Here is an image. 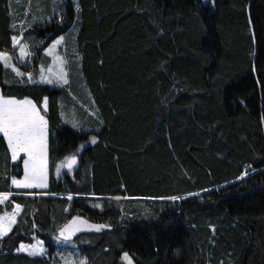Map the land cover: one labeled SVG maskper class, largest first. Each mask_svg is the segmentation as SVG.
<instances>
[{"label":"trees","instance_id":"obj_1","mask_svg":"<svg viewBox=\"0 0 264 264\" xmlns=\"http://www.w3.org/2000/svg\"><path fill=\"white\" fill-rule=\"evenodd\" d=\"M59 36L65 86L0 64V93L48 122L46 190L13 187L24 157L0 134V215L21 205L0 264H60L77 216L106 226L72 235L86 264H264V0H0L19 70L36 77ZM35 238L43 255L16 251Z\"/></svg>","mask_w":264,"mask_h":264},{"label":"snow or ice","instance_id":"obj_2","mask_svg":"<svg viewBox=\"0 0 264 264\" xmlns=\"http://www.w3.org/2000/svg\"><path fill=\"white\" fill-rule=\"evenodd\" d=\"M60 37L54 44L60 43L63 40ZM14 45L19 43L16 36L12 37ZM21 59L31 55L27 51V46L19 45ZM11 57L7 53H0V63H3L6 67H12ZM62 64V62H61ZM12 70L17 75H22L18 68L12 67ZM29 77L31 74H28ZM42 82L53 83V81L47 77H41ZM63 81L67 83L66 74L61 66L60 71L57 73V82ZM31 78L29 83H31ZM47 109V100L45 98L44 110ZM75 126V125H74ZM0 133H3L4 138L7 141V145L12 154V159L15 160L19 153H24L26 159L24 160V176L22 179H16L12 177L11 184L17 187L24 188H46L48 180L47 172V151H48V122L41 111L37 108L36 104L32 100L25 98L23 100L16 99L15 97L5 96L0 94ZM92 142H96V138L92 137ZM68 161L67 167L71 169L72 165L76 163V157H66ZM60 169L57 167V173ZM245 172L242 175H247ZM237 179H240L237 177ZM11 193H0V202L6 201ZM69 199H72L69 196ZM169 199L175 200L177 197H170ZM99 207V205H96ZM21 210V205L16 204L13 213L11 215L0 216V240L8 236L12 231V226L16 223V217ZM87 224V221L82 220L81 217H73L71 221L62 226L58 231L59 235L57 240L61 238L65 241L77 231H80V225ZM35 227V224H33ZM89 228L100 231L105 225H88ZM17 252H27L29 255L36 256L43 253V247L39 246V242L36 245H25L21 243ZM122 259L131 264V259L128 253H124ZM80 264H86L85 261H81Z\"/></svg>","mask_w":264,"mask_h":264},{"label":"rangeland","instance_id":"obj_3","mask_svg":"<svg viewBox=\"0 0 264 264\" xmlns=\"http://www.w3.org/2000/svg\"><path fill=\"white\" fill-rule=\"evenodd\" d=\"M16 37L18 38L19 43L17 45H14V44L13 45L16 46L17 49H18V53H19L18 59H19L20 63L26 64V62L28 61L27 57L21 59L20 51H19V45L20 44L26 45V43L21 39V37H19V36H16ZM60 37H62V36H59V37L55 38L54 40H52L51 43L44 50V53L47 56H49V58H50V64L47 67L40 66L38 74L34 78H33L32 74L30 72L19 70L22 73L21 76H24V77L29 78V79L31 78V81L34 82V83H37V84L45 83V84H47L49 86H52V87L65 86L68 83V74H67V68H66V65H65L66 61H65V58H64V56H63V54L61 53V50H60L61 47H62V44H63V40H61L60 43H58V44H54V41H57ZM12 43H13V41H12ZM27 51H28V49H27ZM0 53H7V52L0 51ZM7 54L11 57L10 63L12 65V67L18 68L16 66V64L14 63L12 56L9 53H7ZM61 62H62V64H61ZM0 64L3 65L4 67H6L3 63H0ZM61 66L63 68L64 73L66 74L67 83H64L63 81L57 82V73L60 71ZM12 67H6V68L12 69ZM28 74H31V76L29 77ZM42 76L51 79L53 81V83L49 84V83H46V82H42L41 81V77ZM44 104H45V99L43 100V103H42V109H43V111H46L47 109L44 110ZM41 115H43L42 112H41ZM60 116H61L62 122L64 124H68L71 127H75L74 124L72 122H70V120L68 119L66 111H64L62 108H61V111H60ZM10 154H11V151H10ZM23 154L24 153H22V152L19 153L17 155V158L15 160H13V162H17L19 160V156L23 155ZM25 156L26 155L24 154L23 157H25ZM26 158L27 157H25L24 160ZM47 160H48V151H47ZM22 167H23V173H22V176L20 178H18V179H22L23 176H24V161L22 163ZM47 172H48V166H47ZM13 187L15 189H17V190H26V189L31 190V191L32 190L33 191L46 190L47 187H48V180H47V187L46 188H35V187H33V188H24V187H17L15 185H13ZM11 214H1L0 216L11 215ZM88 225H90V224H85L81 228L86 230V231L87 230H95V229L89 228ZM71 238H72V236L67 241L63 240L62 238L60 240H58L59 242H62L63 245H66L67 248L70 250L69 251L70 253H68L66 255H60V262H61L60 264H80L81 261H85L86 262V259L84 257H82L80 255H77L75 250L71 249ZM38 242H39V246L43 247L44 251H43L42 254L36 255V256H41V255H43L45 253V247H44V245H43V243L41 242L40 239L35 238L31 243H24V244L25 245H36ZM62 244H61V246H62ZM68 245H69V247H68ZM22 253H25V254L29 255L27 252H22ZM30 256H32V255H30ZM124 262H125V264H127L126 261H124ZM131 264H134V263L131 261ZM181 264H183V263H181Z\"/></svg>","mask_w":264,"mask_h":264},{"label":"crops","instance_id":"obj_4","mask_svg":"<svg viewBox=\"0 0 264 264\" xmlns=\"http://www.w3.org/2000/svg\"><path fill=\"white\" fill-rule=\"evenodd\" d=\"M23 99H25V98H23ZM23 99H19V100H23ZM29 99V98H28ZM0 134H2L3 135V133H0ZM5 141H6V139H5ZM6 143H7V141H6ZM8 146V145H7ZM9 149V148H8ZM9 152H10V150H9ZM24 155V154H23ZM10 156H11V160L13 161V159H12V154H10ZM26 157V156H25ZM24 157V158H25ZM24 158H23V160H22V163H23V161H24ZM23 168V167H22ZM26 190H28V189H26Z\"/></svg>","mask_w":264,"mask_h":264},{"label":"water","instance_id":"obj_5","mask_svg":"<svg viewBox=\"0 0 264 264\" xmlns=\"http://www.w3.org/2000/svg\"><path fill=\"white\" fill-rule=\"evenodd\" d=\"M207 2H208V0H203V4H206ZM83 225H85V224L80 225V228H81Z\"/></svg>","mask_w":264,"mask_h":264}]
</instances>
